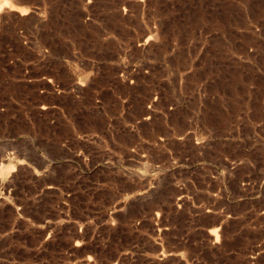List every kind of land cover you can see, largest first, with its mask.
Here are the masks:
<instances>
[{"label":"rangeland","instance_id":"1","mask_svg":"<svg viewBox=\"0 0 264 264\" xmlns=\"http://www.w3.org/2000/svg\"><path fill=\"white\" fill-rule=\"evenodd\" d=\"M0 264H264V0H8Z\"/></svg>","mask_w":264,"mask_h":264},{"label":"bare ground","instance_id":"2","mask_svg":"<svg viewBox=\"0 0 264 264\" xmlns=\"http://www.w3.org/2000/svg\"><path fill=\"white\" fill-rule=\"evenodd\" d=\"M7 3H8V0H0V11L3 9L4 6L7 7ZM149 38V37H148ZM150 39V38H149ZM212 233L215 234L217 233L216 232V228L215 229H212Z\"/></svg>","mask_w":264,"mask_h":264}]
</instances>
